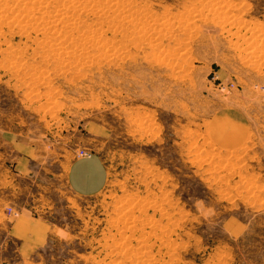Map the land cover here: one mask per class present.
<instances>
[{"label": "rangeland", "instance_id": "obj_1", "mask_svg": "<svg viewBox=\"0 0 264 264\" xmlns=\"http://www.w3.org/2000/svg\"><path fill=\"white\" fill-rule=\"evenodd\" d=\"M0 264H264V0H0Z\"/></svg>", "mask_w": 264, "mask_h": 264}, {"label": "crops", "instance_id": "obj_2", "mask_svg": "<svg viewBox=\"0 0 264 264\" xmlns=\"http://www.w3.org/2000/svg\"><path fill=\"white\" fill-rule=\"evenodd\" d=\"M65 180L70 193L82 198L95 197L102 193L107 185V168L103 160L97 156L80 157L70 162ZM26 222L30 223L28 220ZM26 222L21 221L20 225L26 226L31 232L33 229ZM26 246V251L33 248L30 244Z\"/></svg>", "mask_w": 264, "mask_h": 264}, {"label": "bare ground", "instance_id": "obj_3", "mask_svg": "<svg viewBox=\"0 0 264 264\" xmlns=\"http://www.w3.org/2000/svg\"><path fill=\"white\" fill-rule=\"evenodd\" d=\"M52 1H54V0H52ZM61 1H63V0H61ZM44 2H45V1H44ZM47 2L50 3V1H47ZM47 2H46V4H48ZM56 2H57V1H56ZM36 4H37V1H36ZM41 5H42V4H41ZM44 5H45V4H44ZM50 5H51V4H50ZM57 9H58V8H57ZM59 9L62 10V7L59 8ZM59 9H58V10H59ZM65 10H66V9H65ZM73 12H74V11H73ZM22 15H23V14H22ZM28 16H29V15H28ZM13 17H14V16H13ZM20 17H21V16H20ZM60 17H61V16H60ZM17 18H18V17H17ZM17 18H16V19H17ZM23 18H25V17L23 16ZM25 19H26V18H25ZM32 19H33V17L31 18V21H32ZM72 19H73V18H72ZM36 20H37V18H36ZM62 20H63V18H62ZM62 20H61V21H62ZM13 21H14V20H13ZM23 22H24V21H23ZM27 23H28V22H27ZM30 24H31V23H30ZM30 24H29V25H30ZM36 24H37V23H36ZM42 24H43V22H42ZM49 24H50V23H49ZM26 25H28V24H26ZM34 26H35V25H34ZM39 26H40V25H38L37 27H39ZM45 26H46V25H45ZM21 27H22V26H21ZM29 27H31V26H29Z\"/></svg>", "mask_w": 264, "mask_h": 264}, {"label": "built area", "instance_id": "obj_4", "mask_svg": "<svg viewBox=\"0 0 264 264\" xmlns=\"http://www.w3.org/2000/svg\"><path fill=\"white\" fill-rule=\"evenodd\" d=\"M91 155H92V154H91L90 152H87V151H86V152H85V151L83 152V151H82L81 154H80L79 156H80L81 158H86V157H91ZM15 215L18 216V213L15 214Z\"/></svg>", "mask_w": 264, "mask_h": 264}]
</instances>
